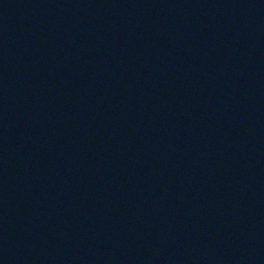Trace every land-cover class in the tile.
<instances>
[{
  "label": "water",
  "instance_id": "1",
  "mask_svg": "<svg viewBox=\"0 0 264 264\" xmlns=\"http://www.w3.org/2000/svg\"><path fill=\"white\" fill-rule=\"evenodd\" d=\"M0 264H264V0H0Z\"/></svg>",
  "mask_w": 264,
  "mask_h": 264
}]
</instances>
